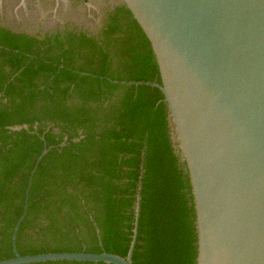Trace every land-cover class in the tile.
Wrapping results in <instances>:
<instances>
[{
    "label": "trees",
    "instance_id": "trees-1",
    "mask_svg": "<svg viewBox=\"0 0 264 264\" xmlns=\"http://www.w3.org/2000/svg\"><path fill=\"white\" fill-rule=\"evenodd\" d=\"M95 34L0 23V261L111 253L132 264H195L191 186L151 46L124 5ZM27 126V129L13 130ZM64 143L63 147L59 145ZM37 264H105L55 261Z\"/></svg>",
    "mask_w": 264,
    "mask_h": 264
},
{
    "label": "water",
    "instance_id": "water-1",
    "mask_svg": "<svg viewBox=\"0 0 264 264\" xmlns=\"http://www.w3.org/2000/svg\"><path fill=\"white\" fill-rule=\"evenodd\" d=\"M150 43L195 211V264H264V0H117ZM15 131L27 126L14 127ZM62 143L59 146L63 147ZM0 264H132L111 253L20 256Z\"/></svg>",
    "mask_w": 264,
    "mask_h": 264
},
{
    "label": "rangeland",
    "instance_id": "rangeland-1",
    "mask_svg": "<svg viewBox=\"0 0 264 264\" xmlns=\"http://www.w3.org/2000/svg\"><path fill=\"white\" fill-rule=\"evenodd\" d=\"M12 2L10 1L5 4L4 1H0V23H4L13 29H25L30 32L32 27L21 26V24L17 22L19 20V16L17 15L18 10L24 9L23 6H25V2ZM85 2L86 5L83 3H76L73 0H56L55 4L62 7L58 19L59 21L49 19L43 24V29L46 31H55L64 24H68L69 26L77 27L95 34L101 26L102 13L116 4L117 0H88ZM87 12H93L91 14H94V17L87 18ZM61 16H63L62 18L64 19H60Z\"/></svg>",
    "mask_w": 264,
    "mask_h": 264
},
{
    "label": "flooded vegetation",
    "instance_id": "flooded-vegetation-1",
    "mask_svg": "<svg viewBox=\"0 0 264 264\" xmlns=\"http://www.w3.org/2000/svg\"><path fill=\"white\" fill-rule=\"evenodd\" d=\"M2 1H4L5 4H7L10 1L11 2L12 1H16V2L24 1L25 2V6H23L24 9H20V11L18 10L17 15L19 16L18 17L19 20L17 19L18 20L17 22L20 23L21 26L32 27L33 31L31 30L29 32L25 29H13L8 25L4 23L3 24L13 30L22 31L26 33H33L37 31L46 32V30L43 29V24L47 22V20L49 19H54V21L56 20L59 21L58 19L60 16V11L62 10V7H59L58 5L55 4L56 0H2ZM73 1L76 3H83L84 5H86L85 1H88V0H85V1L84 0H73ZM115 5L116 4L112 5L111 8L114 7ZM91 13L87 12L86 17L87 18L94 17V14H91ZM62 17L63 16H61L60 19H64Z\"/></svg>",
    "mask_w": 264,
    "mask_h": 264
}]
</instances>
